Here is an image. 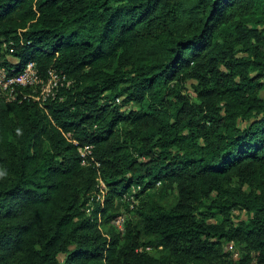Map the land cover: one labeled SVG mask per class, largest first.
Returning <instances> with one entry per match:
<instances>
[{
	"label": "trees",
	"instance_id": "trees-1",
	"mask_svg": "<svg viewBox=\"0 0 264 264\" xmlns=\"http://www.w3.org/2000/svg\"><path fill=\"white\" fill-rule=\"evenodd\" d=\"M3 43L62 85L0 97V264H264V0H0Z\"/></svg>",
	"mask_w": 264,
	"mask_h": 264
},
{
	"label": "built area",
	"instance_id": "built-area-1",
	"mask_svg": "<svg viewBox=\"0 0 264 264\" xmlns=\"http://www.w3.org/2000/svg\"><path fill=\"white\" fill-rule=\"evenodd\" d=\"M14 53V48L11 44H0V97H4L8 102H16L23 100H34L40 102L53 98L56 89L62 85L61 78L55 71L49 72L47 81L41 78L40 73L34 62L29 63L22 72L15 73L13 69L4 65L3 54L6 59L12 61L11 56ZM25 90H29L26 93ZM118 102H120L118 100ZM92 148L86 147L81 152L83 156L86 153H91ZM101 198V197H100ZM99 198V199H100ZM123 219L117 220V225L122 227Z\"/></svg>",
	"mask_w": 264,
	"mask_h": 264
},
{
	"label": "rangeland",
	"instance_id": "rangeland-1",
	"mask_svg": "<svg viewBox=\"0 0 264 264\" xmlns=\"http://www.w3.org/2000/svg\"><path fill=\"white\" fill-rule=\"evenodd\" d=\"M11 60H12V61H15L16 59H14V58L12 59V58H11ZM189 84H190V83H189ZM189 86H190V85H188V87H189ZM189 93H191V91H189ZM117 206L121 209V210H120L121 213H125V212H126L125 208L122 207V203H121L120 201H119V203H116V207H117ZM240 214H241V213L236 212V215H240ZM241 215H242L243 218L245 217V214H244V213H242ZM233 249H234V248L231 247V250H233ZM234 254H235V255H234V256H235V259H237V258L239 257V252L235 250Z\"/></svg>",
	"mask_w": 264,
	"mask_h": 264
},
{
	"label": "clouds",
	"instance_id": "clouds-1",
	"mask_svg": "<svg viewBox=\"0 0 264 264\" xmlns=\"http://www.w3.org/2000/svg\"><path fill=\"white\" fill-rule=\"evenodd\" d=\"M8 175L7 171L5 170H0V179L6 178Z\"/></svg>",
	"mask_w": 264,
	"mask_h": 264
}]
</instances>
